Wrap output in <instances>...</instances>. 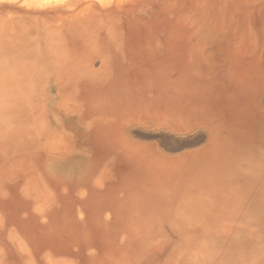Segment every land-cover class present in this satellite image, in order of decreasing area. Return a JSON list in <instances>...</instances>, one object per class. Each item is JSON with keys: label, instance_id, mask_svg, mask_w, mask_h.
<instances>
[{"label": "rangeland", "instance_id": "obj_1", "mask_svg": "<svg viewBox=\"0 0 264 264\" xmlns=\"http://www.w3.org/2000/svg\"><path fill=\"white\" fill-rule=\"evenodd\" d=\"M261 222L264 0H0V264H264Z\"/></svg>", "mask_w": 264, "mask_h": 264}, {"label": "bare ground", "instance_id": "obj_2", "mask_svg": "<svg viewBox=\"0 0 264 264\" xmlns=\"http://www.w3.org/2000/svg\"><path fill=\"white\" fill-rule=\"evenodd\" d=\"M210 160V158H208ZM246 173V172H245ZM238 184V183H237ZM171 225H177V224H171ZM233 225H253V226H258V225H264V222L261 223H248V224H243V223H229L228 226H233Z\"/></svg>", "mask_w": 264, "mask_h": 264}, {"label": "crops", "instance_id": "obj_3", "mask_svg": "<svg viewBox=\"0 0 264 264\" xmlns=\"http://www.w3.org/2000/svg\"><path fill=\"white\" fill-rule=\"evenodd\" d=\"M194 94H196V93H194ZM186 95L193 96V95H191L190 93H187ZM195 96L198 97L197 94H196Z\"/></svg>", "mask_w": 264, "mask_h": 264}]
</instances>
